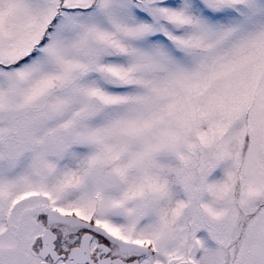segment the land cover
<instances>
[{
  "label": "snow or ice",
  "instance_id": "obj_1",
  "mask_svg": "<svg viewBox=\"0 0 264 264\" xmlns=\"http://www.w3.org/2000/svg\"><path fill=\"white\" fill-rule=\"evenodd\" d=\"M0 264H264V0H0Z\"/></svg>",
  "mask_w": 264,
  "mask_h": 264
}]
</instances>
